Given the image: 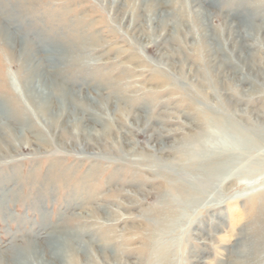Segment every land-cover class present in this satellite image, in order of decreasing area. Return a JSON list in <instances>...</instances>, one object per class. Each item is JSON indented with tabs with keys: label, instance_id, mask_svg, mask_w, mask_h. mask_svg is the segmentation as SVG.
I'll return each instance as SVG.
<instances>
[{
	"label": "rangeland",
	"instance_id": "obj_1",
	"mask_svg": "<svg viewBox=\"0 0 264 264\" xmlns=\"http://www.w3.org/2000/svg\"><path fill=\"white\" fill-rule=\"evenodd\" d=\"M0 17L19 45L1 36L0 264L67 243L98 264L106 243L108 264H264V0H0ZM22 40L68 92L57 122L20 89ZM207 132L252 158L156 219L170 179L192 189Z\"/></svg>",
	"mask_w": 264,
	"mask_h": 264
},
{
	"label": "bare ground",
	"instance_id": "obj_2",
	"mask_svg": "<svg viewBox=\"0 0 264 264\" xmlns=\"http://www.w3.org/2000/svg\"><path fill=\"white\" fill-rule=\"evenodd\" d=\"M10 29H11L10 24L8 22H5V20L2 17H0V40L4 41V43H5L6 39H3V37H1V36L6 35V36L11 38L13 45L16 44V46H17L18 40L10 35V33L13 34L12 31H10ZM256 30L258 31V33L261 32L262 34H264V22L262 24L258 25L256 27ZM22 41H23L22 46H21L22 49L19 51V57L20 58L22 57L24 65H23V69H21V72H23V76H21L19 79L20 89H22V92L24 93V97L27 99L28 104L33 108L34 112L38 111L37 113H42V114H46V113L48 114L49 113L48 115L51 116V119L54 122H57L59 120L58 119L59 117L56 118V116L51 115L52 109L55 108L56 105L58 106L57 109L61 108L60 111L61 110L63 111L64 108H66L65 103L67 101H69L68 97H67L68 92L61 85V83L56 82L54 79L49 78L47 75H45V77H43V75L40 74L42 69L44 70L45 67H47V66L50 67L51 64H48V62H43V61H40L38 63V65L33 64L32 60L30 59V56L32 53L31 46L33 45V42L30 40H22ZM55 48L58 49L56 51H60V53L56 55L57 58L55 57L56 59H53V62H51V63H52V65H55V66L56 65L57 66L62 65L67 60V57H65V56H70V55H69V53L66 52L67 51L66 47L64 48L62 46H60V47L57 46ZM14 51H16V50H14ZM53 51H55V50H53ZM9 53H11V51ZM24 67H26V69H24ZM57 72H58V70H57ZM36 79H38L37 85L34 84L35 83L34 81ZM39 87L40 88L42 87L44 89V92L40 91L41 89L39 90L38 89ZM54 101L56 102V104L52 105L54 103ZM60 115H61V113H60ZM13 136H14L13 130L7 129V127L5 128L3 126L0 127V140L4 141L5 143H7L9 145L10 141H12L11 139L13 138ZM246 143H247V141L245 140V138L242 135H241V137L236 136V135H231V136L225 137V136H217L211 132L205 133L203 135V137H201V139H198L195 141V148L200 149V151H202V152L198 155H193V157H190L189 159H187V162H190L193 164V168L191 167L190 169L187 170L188 174H191L193 176V179L189 180L190 181L189 183H186L192 189H189V191H188V188L186 186L183 187L182 184H180L181 186L176 185L175 184L176 182L173 181V179H172V181L170 179L169 180L170 183L167 184L164 188L162 187V189H168L169 188V192H164L160 196L161 201H162L160 203V206L162 208H159L157 206L155 208L152 216H154L156 219H159L160 214L164 216L165 214L169 213V212H167V211H169V209L175 208L177 206H179V208H181V206H182L183 209H185L187 206L186 209H189L188 204H189V202H191V200L190 199L186 200V198L184 199L183 198L184 193L190 194V193H192L191 190L194 191V189H199V188L203 189L204 187H208V186L211 187V185H213L214 181H218L220 179H222V181H227L228 178L234 174L233 173L234 170H236V172H238V171L244 169L242 165H239L237 163L239 161H243V160H246L248 158L249 159L252 158V150L247 148L248 145ZM210 146H212V147L215 146V148H217L218 151H216V149L211 150V151L207 150L208 147H210ZM186 148L184 146H181V151L183 153H187ZM169 164H170V166L175 167L174 166L175 163H169ZM50 168H52V166H50ZM83 179H82V181H83ZM85 179H86V177H85ZM197 181H199L200 183H197ZM173 182H175V183H173ZM0 187H1V185H0ZM85 190H86V187H85ZM86 198H88V197H86ZM90 198L91 197H89V199ZM119 219H120L119 216H116V214H113V216L111 217V219H109V221H111V222L117 221L118 222ZM260 237H262V236H260ZM73 246H75V243H74V245H72V244L69 245V243H67L66 248H65L66 250L64 249L63 251L58 252L57 255H55V256H53L51 254V257H52L51 260L53 262L52 264H98L95 261V259H94V263H91V261L87 260V258H85L84 255L81 254L80 248H78L76 246L73 247ZM103 246L104 247L106 246V248L103 247L102 254L105 255L104 257L107 260L110 257L109 254H107V252H106L108 244L106 243ZM33 248H34V245H31L30 247H27L28 252H23V251L21 252L20 251V253L22 255L19 257H17V255H15V260H14L15 264H44L42 259L39 257L34 258V256H33V258H31V255H35L33 252L34 250H32ZM48 252H50L49 249H47V250L44 249V255L43 256H46ZM164 254H165V252H164ZM89 257H90V255H89ZM164 258H167V257L164 256ZM91 259H93V258H91ZM106 260L103 262V264L104 263L108 264V262H106ZM48 261L51 262L50 260H48ZM159 262H160V264H166L167 263L165 261H159ZM152 264H159V263L153 262Z\"/></svg>",
	"mask_w": 264,
	"mask_h": 264
}]
</instances>
